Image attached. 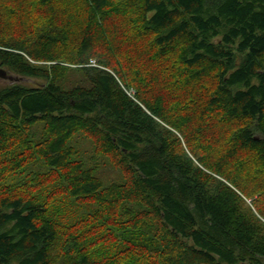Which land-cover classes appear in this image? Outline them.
I'll use <instances>...</instances> for the list:
<instances>
[{"label":"trees","instance_id":"obj_1","mask_svg":"<svg viewBox=\"0 0 264 264\" xmlns=\"http://www.w3.org/2000/svg\"><path fill=\"white\" fill-rule=\"evenodd\" d=\"M21 1L0 0L3 24H20ZM55 1L25 3L27 24L0 36V68L48 80L0 88V181L36 158L48 168L0 188V264H53L61 238L60 264H264V224L244 203L264 220V0H86L73 30L66 9L62 22L37 18ZM40 63L78 66L87 86L64 90L63 66ZM205 68L217 77L208 88ZM77 132L123 184L103 189L68 162ZM53 181L91 204L86 235L52 221L38 192Z\"/></svg>","mask_w":264,"mask_h":264},{"label":"rangeland","instance_id":"obj_2","mask_svg":"<svg viewBox=\"0 0 264 264\" xmlns=\"http://www.w3.org/2000/svg\"><path fill=\"white\" fill-rule=\"evenodd\" d=\"M35 1L36 0H34V2ZM28 2H30V0H22L21 2H19V4L23 5V11H22L23 18L20 24L13 25L12 21H9L10 22L9 24H3V21L0 18V36H3V33L9 34L13 32L14 30L16 31L20 29L19 26L24 27L27 24L28 19L27 17H25L26 10L24 6H25V3H28ZM116 3H119V2H116ZM35 4L37 5V3ZM30 7H34V5ZM37 7H38V9L36 10L38 14L37 18H41L42 15H44L47 11H49L52 17H56L59 20H60V16L63 15L62 13H66L64 11V9H66L67 10L66 23L69 22V24L71 25V26L69 25L70 26L69 28H71L72 30L76 28L75 25H77V21L78 22L80 21L78 23V25H80L81 20L85 19L84 17L88 13H90L86 0H61V2L59 3L58 1H55L54 4L51 3L50 6L46 5V6H37ZM116 7H117L116 4L114 6L111 5V7L106 9L104 13H107V15L116 14L117 11L113 9V8L116 9ZM81 16L83 17L80 18ZM115 16L116 15H114V18ZM100 19H103V16L100 17ZM60 22L62 21L60 20ZM12 25L13 27L11 28ZM95 40L97 43H100L99 42L100 39H95ZM52 64H58V63H44V64L40 63L41 66H45V67L50 66ZM91 64L95 66V62L93 60L91 61ZM260 64L264 65V57L261 59ZM58 65L63 66L62 69H59V73L56 76V82L60 86V88L64 90H70L76 86L77 87L87 86L84 81L83 76L79 72L78 66L69 65V64H58ZM205 69H206V72L204 73V77L202 78L201 83L204 84V86L208 88L210 85L212 86L215 83V80L217 77L215 75V71H211L208 68H205ZM148 72H149L148 77H150L151 70H149ZM9 74L17 78V81L16 82L13 81V83L18 84L23 87L30 88V89L39 88L41 86H44L48 81L46 79L26 78V77L14 75L12 73H9ZM201 83H199V87ZM10 85H12V83L9 80L0 79V88L10 86ZM129 93L131 95H134V91H130ZM187 95L189 97L188 100H192L193 102H196V99L192 97L191 92H187ZM203 100H199L198 105L201 104ZM195 105L197 104L195 103ZM44 136L45 134L43 132V124L41 123L36 124L29 129V137L34 142L41 141ZM65 148H69L72 152L71 156L68 158V162L80 164L84 170H88V171L91 170L92 175L101 181L103 189L107 188L108 186L112 184L121 185L124 183L123 174L121 170L119 169V167L111 163L108 155H106L105 153H101V152L99 153L98 150L100 151L101 144L99 142H98V145L95 144L93 139L87 136L86 134L77 132L70 138ZM202 149L206 155L210 154L211 152L205 146H203ZM29 172H33L41 176V175L46 174V172H48V168L42 164V161L39 158H36L33 161V164L25 167L22 173L20 174L11 173L5 178V181L4 180L0 181V188L2 189L3 187H5V185L18 184L24 177H26V174ZM57 177H59V175ZM65 189L66 188L64 187V184L62 182L53 181L49 184L48 183L45 184V187L41 188V190L38 192V196L39 198L43 200L44 204H47V208L51 209L50 216H51L52 221L56 223L58 226H60L61 228H64V230H66V234L72 233V232L77 233L75 232V230L80 228V231L78 232L84 236L88 232V230L84 228H89L90 230H92V228H90V223L86 222L85 218L87 216H91V212L93 208H91V204H89V202L79 203L75 201L74 198L70 199L68 195L66 194ZM50 195L52 196V202L49 205L48 199ZM244 203L247 205L251 213L255 217H257L259 221L262 222V224H264V220L259 218L255 208L251 204V201L248 199H245ZM143 209H145L143 206L141 205L137 206V211H140ZM79 223H81V225H79ZM150 224H151V228L154 231H156L157 223L155 221H152ZM141 231L146 232L148 231V229L142 228ZM152 234L149 232V236H151ZM147 240L148 239H141L139 240V242L141 244H145ZM62 241L63 239L61 238L60 243ZM60 243H58V246L55 247L54 250L52 251V259L54 260L53 264H60V262L63 259V254L61 252L62 249L60 248L61 246ZM147 248H149V245H147Z\"/></svg>","mask_w":264,"mask_h":264},{"label":"water","instance_id":"obj_3","mask_svg":"<svg viewBox=\"0 0 264 264\" xmlns=\"http://www.w3.org/2000/svg\"><path fill=\"white\" fill-rule=\"evenodd\" d=\"M0 79L3 80H9L11 83L16 82L17 78L13 77L12 75L9 74L6 70L0 68Z\"/></svg>","mask_w":264,"mask_h":264}]
</instances>
